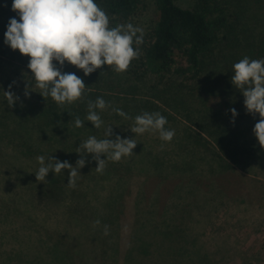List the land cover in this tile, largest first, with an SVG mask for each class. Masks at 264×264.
Masks as SVG:
<instances>
[{"label": "rangeland", "instance_id": "1", "mask_svg": "<svg viewBox=\"0 0 264 264\" xmlns=\"http://www.w3.org/2000/svg\"><path fill=\"white\" fill-rule=\"evenodd\" d=\"M195 1L175 2L189 8ZM229 1L226 14L243 7L252 30L264 27V0ZM145 4L130 21L143 31L158 17L154 0ZM232 59H222V74L239 61ZM28 61L0 59V264H264V149L252 135L254 116L239 117L242 109L236 110L244 139L256 151L228 167L213 141L180 108L161 112L166 127L175 130L168 143L158 134L134 136L133 119L102 112L105 124H112L110 139L134 136L136 155L107 161L98 174L89 154L75 188L66 185L67 170L65 175L50 171L40 182L38 156L75 165L80 158L75 148L89 135L100 138L102 130L90 122L75 128V118L49 122L51 116L41 112L45 99L28 77ZM10 84L20 97L12 107L2 92ZM30 84L33 91L25 98ZM110 95L115 109L128 102L121 90ZM50 178L62 181L56 184L60 192L47 191Z\"/></svg>", "mask_w": 264, "mask_h": 264}, {"label": "trees", "instance_id": "2", "mask_svg": "<svg viewBox=\"0 0 264 264\" xmlns=\"http://www.w3.org/2000/svg\"><path fill=\"white\" fill-rule=\"evenodd\" d=\"M175 1L154 0L158 17L143 31L140 57L131 62L126 72L117 73L111 66L104 65L84 76L82 70L66 62L63 71L74 72L83 79L86 95L61 107L51 97L44 98L38 93L45 99L41 112L51 116L49 122L67 121L77 116L83 119L87 115V101L102 96L111 105L103 113L112 116L116 114L112 109L117 101L111 99L113 95L110 94L121 90L123 100L128 101L125 107L123 102L121 108L125 112L139 115L142 112L171 111L169 107L182 109L198 130L213 141L221 154L220 159L227 160L228 167H231L252 157L256 149L248 147L249 141L244 139L238 118L234 123L230 122V108L242 109L239 117L248 113L242 94L231 84L232 70L228 74L219 70L222 59L230 56L232 62L239 59L238 54L242 55L241 59L244 56L264 58V27L252 30L243 18V7L238 6L237 10L232 9L226 14L229 0H196L189 8H183ZM96 2L108 14L111 27L130 23L146 6L145 0ZM14 16L11 0H0V59L24 61L27 56L4 43L6 25ZM203 92L206 95L203 96ZM144 97H147L145 102L141 101ZM199 98L205 100L202 102ZM255 119L259 120L258 114ZM85 122L90 127L89 122ZM250 143L253 144L254 140ZM61 182L50 178L47 191L60 192L62 188L56 184Z\"/></svg>", "mask_w": 264, "mask_h": 264}, {"label": "clouds", "instance_id": "3", "mask_svg": "<svg viewBox=\"0 0 264 264\" xmlns=\"http://www.w3.org/2000/svg\"><path fill=\"white\" fill-rule=\"evenodd\" d=\"M11 10L16 16L10 18L4 32V43L12 50L29 57L27 68L41 91L42 97H51L59 106L72 104L86 95L83 79L74 72H64L65 63L82 70L88 76L101 66H111L117 73L126 72L133 60L140 57V45L143 44L142 28L131 23L110 26V19L96 0H11ZM18 17V19H17ZM55 61V63H53ZM25 79V78H24ZM231 84L243 96V105L248 114L259 120L252 128L261 149H264V58L250 59L244 56L232 65ZM3 91L4 101L12 107L20 97L12 92ZM32 85H26L24 97L28 98ZM111 107L102 96L94 101H87V115L73 120L75 128L85 127L84 122L91 123L92 128L102 130L101 137L89 135L75 148L80 158L75 165L67 160L48 156H38L39 168L35 179L45 182L48 173L65 175L68 172L66 185L76 187L80 169L85 167V157L91 154L95 161L94 168L103 174L106 162H119L122 158L136 155L133 149L137 145L136 135L145 133L158 134L165 143L171 142L175 130L166 127L167 118L159 112H143L134 118L121 109H112L125 120L133 119L129 127L134 133L132 138L113 136L112 124H105L101 113ZM231 123L238 115L235 108H230ZM101 156L104 158L101 159ZM101 221L97 219L94 225ZM110 234L109 225H103V235Z\"/></svg>", "mask_w": 264, "mask_h": 264}]
</instances>
